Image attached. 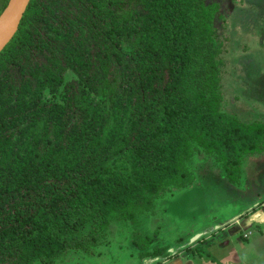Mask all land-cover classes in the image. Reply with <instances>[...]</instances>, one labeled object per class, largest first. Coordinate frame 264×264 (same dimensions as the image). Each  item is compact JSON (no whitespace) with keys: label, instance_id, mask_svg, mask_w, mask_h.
<instances>
[{"label":"trees","instance_id":"trees-1","mask_svg":"<svg viewBox=\"0 0 264 264\" xmlns=\"http://www.w3.org/2000/svg\"><path fill=\"white\" fill-rule=\"evenodd\" d=\"M219 9L30 1L0 52V264L90 251L111 222L135 221L162 189L192 181L194 143L240 182L245 156L264 152V121L221 108ZM156 241V231L133 235L143 258L167 250H149Z\"/></svg>","mask_w":264,"mask_h":264},{"label":"rangeland","instance_id":"rangeland-1","mask_svg":"<svg viewBox=\"0 0 264 264\" xmlns=\"http://www.w3.org/2000/svg\"><path fill=\"white\" fill-rule=\"evenodd\" d=\"M214 1L220 4L214 23L216 39L223 44L219 56L221 108L245 122L263 121L264 0H207ZM73 76L68 72L65 80ZM45 96L62 101L59 90H47ZM186 166L193 174L190 183L162 189L154 207L137 214L135 221L111 222L90 251L69 249L59 258L35 264H264V250L244 249L241 243L250 246L251 233L246 227L264 234L260 220H264V152L245 156L239 184L228 179L215 154L195 143ZM155 231L157 241L149 250L156 246H167V250L143 258L133 235ZM233 231H238V240L230 239ZM228 237L231 242L222 244ZM218 240L222 245L213 246Z\"/></svg>","mask_w":264,"mask_h":264},{"label":"water","instance_id":"water-1","mask_svg":"<svg viewBox=\"0 0 264 264\" xmlns=\"http://www.w3.org/2000/svg\"><path fill=\"white\" fill-rule=\"evenodd\" d=\"M30 1L31 0H9L8 5L0 13L1 15L6 9L10 8L11 15L9 25L4 28H0V52L17 32ZM147 261L148 260H146V262Z\"/></svg>","mask_w":264,"mask_h":264},{"label":"crops","instance_id":"crops-1","mask_svg":"<svg viewBox=\"0 0 264 264\" xmlns=\"http://www.w3.org/2000/svg\"><path fill=\"white\" fill-rule=\"evenodd\" d=\"M263 121H264V119H262ZM253 120H250V122H252ZM259 121H261V120H259ZM237 184H239V183H237ZM259 214V213H258ZM257 214V215H258ZM260 220H261V222L263 223V218H260ZM252 229L253 228H251L250 229V227H246V230H248L251 234H250V239H251V241H250V246H249V244L248 243H244V242H242L241 241V243H242V247L244 248V249H247V248H250L251 246H252V248L254 247H256V249H258L259 250V252H261V250H264V234L263 235H259L257 232H252ZM205 232H207L206 230H204V231H202V232H200L201 234H204ZM253 233H254V235H253ZM245 235H247V234H245ZM253 236V237H252ZM230 239H236V237H238V231H233L232 233H231V235H230ZM194 239V238H193ZM229 239V237L228 238H225V240L223 241V243L222 244H229L230 242H231V240ZM236 240H238V239H236ZM221 243H219V240H218V242H214L212 245L214 246V245H218V246H221L222 245ZM203 261V260H202ZM196 262V261H195Z\"/></svg>","mask_w":264,"mask_h":264},{"label":"bare ground","instance_id":"bare-ground-1","mask_svg":"<svg viewBox=\"0 0 264 264\" xmlns=\"http://www.w3.org/2000/svg\"><path fill=\"white\" fill-rule=\"evenodd\" d=\"M10 8L6 9L1 15H0V28H4L9 25L10 22Z\"/></svg>","mask_w":264,"mask_h":264}]
</instances>
